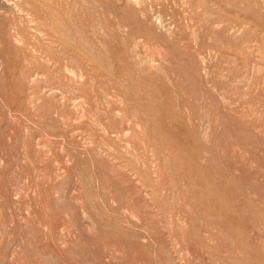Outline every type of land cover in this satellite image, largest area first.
I'll return each instance as SVG.
<instances>
[{
	"label": "rangeland",
	"instance_id": "rangeland-1",
	"mask_svg": "<svg viewBox=\"0 0 264 264\" xmlns=\"http://www.w3.org/2000/svg\"><path fill=\"white\" fill-rule=\"evenodd\" d=\"M0 264H264V0H0Z\"/></svg>",
	"mask_w": 264,
	"mask_h": 264
}]
</instances>
